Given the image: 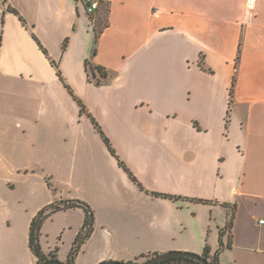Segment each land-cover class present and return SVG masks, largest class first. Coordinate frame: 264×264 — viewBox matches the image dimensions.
I'll return each mask as SVG.
<instances>
[{"label": "crops", "instance_id": "1", "mask_svg": "<svg viewBox=\"0 0 264 264\" xmlns=\"http://www.w3.org/2000/svg\"><path fill=\"white\" fill-rule=\"evenodd\" d=\"M247 3L0 0V264H38L31 222L70 199L95 215L74 264L206 246L264 264V0L250 21ZM84 220L50 215L43 253L66 263Z\"/></svg>", "mask_w": 264, "mask_h": 264}, {"label": "trees", "instance_id": "2", "mask_svg": "<svg viewBox=\"0 0 264 264\" xmlns=\"http://www.w3.org/2000/svg\"><path fill=\"white\" fill-rule=\"evenodd\" d=\"M103 26V22L100 21L98 25H96V28H94L95 32V40H94V50L93 53H96V43L98 41L99 35L101 33V27ZM86 69L88 70V74L90 75V78L97 84H101L102 79H107L109 76H111L110 71H108L105 67H102L100 65L93 64L90 60H86L85 62ZM98 74L101 77H98ZM102 78V79H101ZM73 94L72 90H70ZM81 107V112H85V105L82 103L80 99L75 97ZM92 122L98 129L99 133L101 134L104 142L108 146L110 152L117 157L116 151L112 147V144L108 137L105 135L103 130L100 128L96 120L91 117ZM121 166L124 167V169L130 174L132 179L135 181L136 178L132 176L128 168L123 164V162H120ZM158 195V194H156ZM79 207L82 208L85 212V220L84 224L72 246V249L69 254L68 261L65 264H74V261L78 255V253L81 250L82 245L86 242V240L91 236L94 228V222H95V215L94 210L92 207L85 201L80 199H70L66 201H61L57 204H50L46 207H44L42 210H40L37 215L33 218L31 225H30V233H29V244L32 252L34 255L38 258V264L42 263L44 261L48 260H58L57 257L54 254H50L49 256H46L41 247L40 238H41V229L44 221L53 213L59 211V210H65L68 208H74ZM232 225V219L228 222V228H230ZM219 253L220 251L215 252L213 255L210 254V248L209 246L205 247V251L202 254L203 257H205L210 264H218L219 262ZM157 255V254H154ZM152 255V256H154ZM152 256H146L147 259L151 258ZM145 258V257H144ZM128 264H140L138 262H128ZM156 264H202L199 261L186 257V256H174L167 259H164L162 261L157 262Z\"/></svg>", "mask_w": 264, "mask_h": 264}, {"label": "water", "instance_id": "3", "mask_svg": "<svg viewBox=\"0 0 264 264\" xmlns=\"http://www.w3.org/2000/svg\"><path fill=\"white\" fill-rule=\"evenodd\" d=\"M174 256H186V257L193 258L202 264H210L209 261L202 255L193 253V252H187V251H167V252L159 253L157 255L152 256L151 258L147 259L145 262L140 263V264H156L159 261H162L164 259L174 257ZM39 264H65V263L60 260H48V261H44ZM98 264H128V263L110 260V261H102Z\"/></svg>", "mask_w": 264, "mask_h": 264}, {"label": "built area", "instance_id": "4", "mask_svg": "<svg viewBox=\"0 0 264 264\" xmlns=\"http://www.w3.org/2000/svg\"><path fill=\"white\" fill-rule=\"evenodd\" d=\"M78 3H81L85 8V13L90 17L94 16L96 11L100 8L101 0H77ZM247 12L244 14V20L250 21L253 16L254 0H248L247 3ZM264 219L260 220V223H263Z\"/></svg>", "mask_w": 264, "mask_h": 264}]
</instances>
